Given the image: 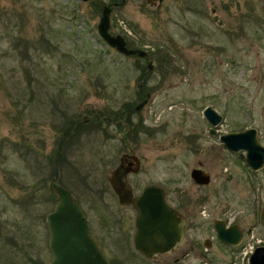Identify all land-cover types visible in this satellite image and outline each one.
I'll return each mask as SVG.
<instances>
[{
	"label": "rangeland",
	"instance_id": "374dc122",
	"mask_svg": "<svg viewBox=\"0 0 264 264\" xmlns=\"http://www.w3.org/2000/svg\"><path fill=\"white\" fill-rule=\"evenodd\" d=\"M107 2L0 0V264H29L10 244L19 233L28 256L49 260L40 215L51 210L45 198L55 171L109 264H240L216 242L211 221L264 241V164L250 170L218 136L253 127L264 147V0H123L111 8L108 32L147 59L98 36ZM138 83L150 97L129 125L100 120L141 100ZM205 106L221 115L213 134ZM122 153L139 162L123 176L132 194L159 186L184 215L177 249L152 259L134 250V211L118 205L107 182ZM196 167L207 184L190 179ZM189 243L195 250L179 257Z\"/></svg>",
	"mask_w": 264,
	"mask_h": 264
},
{
	"label": "water",
	"instance_id": "95a60500",
	"mask_svg": "<svg viewBox=\"0 0 264 264\" xmlns=\"http://www.w3.org/2000/svg\"><path fill=\"white\" fill-rule=\"evenodd\" d=\"M85 1V0H82ZM161 0H145L153 5ZM123 0H121V3ZM110 6L103 5L96 31L102 41L116 52L129 56L135 54L142 58L144 50L126 46L124 38L119 34H110L109 28ZM146 68H151V61L147 60ZM149 98L145 97L133 109L140 110ZM203 118L210 125L209 134L215 132L214 127L221 121L219 115L210 106H205L201 112ZM85 121V118H82ZM226 150L236 153L243 152L242 158L252 170H258L264 163V147L257 141V131L248 127L239 131L222 133L218 136ZM137 165V159H133ZM135 171V170H133ZM57 172L48 182V188L56 195L54 206L45 215L48 232V251L50 259L45 264H109L97 241L90 235L84 213L64 187L56 185ZM190 179L198 185L209 182V174L200 168L189 171ZM110 189L116 195L119 204H131L135 211L133 221L132 245L134 250L146 259L166 254L181 244L184 238L183 227L185 219L176 215L164 199L163 190L156 185H147L141 192L132 197L122 189L117 175L111 172L107 177ZM260 221L264 225V208L260 213ZM212 227L216 238L229 245H236L241 238V231L235 224L224 225L222 220H212ZM261 249H254L250 255L249 264H264L260 256Z\"/></svg>",
	"mask_w": 264,
	"mask_h": 264
},
{
	"label": "flooded vegetation",
	"instance_id": "af4514ba",
	"mask_svg": "<svg viewBox=\"0 0 264 264\" xmlns=\"http://www.w3.org/2000/svg\"><path fill=\"white\" fill-rule=\"evenodd\" d=\"M161 2V1H160ZM159 2V3H160ZM108 4L110 6V11H111V8L112 7H115L119 4H121V0H109V2L105 3V4H102L100 6V12H101V9L103 7V5H106ZM110 14V13H109ZM127 46V44H126ZM134 48V47H133ZM135 55V54H133ZM136 56V55H135ZM137 57V56H136ZM139 58V57H138ZM140 59H147V54L140 58ZM141 83H143V80L141 79ZM137 89L139 91V94L140 95H143V98L145 97V93H148L149 94V97H150V93L146 90H143V87H142V84L138 83L137 84ZM142 98V99H143ZM141 99V100H142ZM149 99V98H148ZM141 100H139L138 102H140ZM137 102V103H138ZM147 102V101H146ZM136 103V104H137ZM136 104H127L125 106V108L118 114H113L112 116L110 117H101L100 120L102 121H106V122H111L113 123L117 128L118 127H121L120 125H129L131 123L130 121V115L133 113L134 109L133 107L136 105ZM144 106V105H143ZM120 115H123L121 116V119L120 118ZM83 118V117H82ZM82 118H81V122L82 121ZM85 118V117H84ZM89 118H85V121H88ZM124 123V124H122ZM210 128V127H209ZM238 154V158L240 159H243L242 158V155H243V152H236ZM137 159L132 153H122L120 154V156L118 157V161H117V165L114 167V169L112 170V173L114 172L116 175H117V178L119 180V182L121 183L122 185V189L126 192H128L132 197L138 195V194H132L131 190L128 189L125 184H124V181H123V176L128 174V173H135L137 172L138 170V167H139V162L137 160V165H135V162L133 159ZM245 163V162H244ZM264 164V163H263ZM248 166V165H247ZM249 167V166H248ZM196 168H199V167H196ZM250 168V167H249ZM201 169V168H200ZM135 170V171H133ZM202 170V169H201ZM250 170H252L250 168ZM259 170V169H258ZM252 171H256V170H252ZM210 179V178H209ZM108 182V181H107ZM56 184V182H55ZM198 185V184H197ZM60 186V185H59ZM142 190V189H141ZM50 191V190H49ZM112 191V190H111ZM141 192V191H140ZM51 193V196L46 197L45 198V201H49L50 204H51V210L54 206V202H55V199H53V197L56 195L50 191ZM113 193V192H112ZM70 194V192H69ZM117 203H118V199L116 197V195L113 193ZM71 196V194H70ZM72 197V196H71ZM73 198V197H72ZM74 199V198H73ZM165 199V198H164ZM75 200V199H74ZM76 201V200H75ZM77 203V202H76ZM78 204V203H77ZM118 205L120 206H129L130 208H132V210L134 211V208L133 206L129 203V204H119ZM80 207V206H79ZM171 207V206H169ZM172 208V207H171ZM264 208V205L262 206V208L259 210L258 212V219H259V222H260V225L262 227H264V225L261 223L260 221V213H261V210ZM175 212H176V215H180L182 216L184 219V215H181L179 212H177L174 208H172ZM50 210V211H51ZM48 212L44 213V214H41L40 215V220H42V223H43V238H42V241L43 243H41V250L43 249V252L44 254H46L50 259V255H49V251H48V245H47V240H48V232H47V227H46V224H45V215L47 214ZM134 216H135V211H134ZM36 220H38V215L36 216ZM214 220V219H213ZM220 220V219H218ZM134 221V220H133ZM223 221V220H222ZM185 222H186V219H185ZM224 222V221H223ZM224 225L225 226H228V225H231V224H226L224 222ZM211 227H212V221H211ZM240 229V228H239ZM184 230H185V224H184V227H183V233H184ZM88 231H89V228H88ZM212 231L214 232L213 230V227H212ZM241 231V238L239 240V242L236 244V245H229L227 243H224V242H221L219 241L216 236H215V232H214V237H215V240L217 243H219L221 246L223 247H226L227 249H229L232 254H234V257L237 256L238 254L240 255V264H249L250 262V255L253 253L254 249H261V253H260V256H262L261 258L264 259V241L261 240V239H256L254 238L253 235H251L250 237L249 236H246V234H248L247 232H245L244 230L240 229ZM248 231H250V229H248ZM25 234L27 233V230L24 232ZM19 240H18V239ZM17 238L16 236L14 237H10V244L14 247H16V249L20 250L21 253L24 254V256L28 259V262L29 264H45L48 260L46 259H38L39 256L36 255V256H28L27 255V251H26V247L29 245L27 242H22V238L26 239L25 236H22L21 233H19V235H17ZM183 241H184V238H183ZM183 241L181 242V244L183 243ZM181 244H179L178 246H176L174 249L172 250H175L177 249ZM201 246H202V249L203 251H207L211 245H212V242L208 239H204L200 242ZM133 246V245H132ZM171 250V251H172ZM195 250V246L194 245H191L190 243L187 244V247L181 252L179 253V257H183L185 255L188 254V252H191V251H194ZM170 251V252H171ZM169 253V252H168ZM201 253V252H200ZM139 254V253H138ZM143 257V256H142Z\"/></svg>",
	"mask_w": 264,
	"mask_h": 264
},
{
	"label": "trees",
	"instance_id": "16d2710c",
	"mask_svg": "<svg viewBox=\"0 0 264 264\" xmlns=\"http://www.w3.org/2000/svg\"><path fill=\"white\" fill-rule=\"evenodd\" d=\"M54 162H60V157L58 158V155H57V157L55 158Z\"/></svg>",
	"mask_w": 264,
	"mask_h": 264
}]
</instances>
